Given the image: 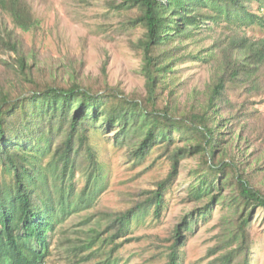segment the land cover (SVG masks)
Segmentation results:
<instances>
[{"label":"trees","instance_id":"obj_1","mask_svg":"<svg viewBox=\"0 0 264 264\" xmlns=\"http://www.w3.org/2000/svg\"><path fill=\"white\" fill-rule=\"evenodd\" d=\"M104 4L120 31H141L129 46L139 59L134 71L144 79L143 95L109 86L105 63L100 88L86 83L83 61L42 64L23 37L40 27L30 1L0 0V55L14 56L0 59V264H47L49 235L99 205L108 190L97 143L102 128L115 130L113 144L128 159L142 163L157 153L169 168L155 188L131 193L125 210H96L83 239L61 244L66 254L86 253L75 264H94L95 249L113 244L100 263L110 264L131 222L150 213L159 219L187 155L199 160L188 193L206 203L174 226L163 264L183 263L184 232L215 202L226 206V229L207 254L219 255L207 264H250L248 223L255 208L264 210V125L250 107L264 99V37L248 31H264V0ZM203 66L200 86L184 77L187 68Z\"/></svg>","mask_w":264,"mask_h":264},{"label":"rangeland","instance_id":"obj_2","mask_svg":"<svg viewBox=\"0 0 264 264\" xmlns=\"http://www.w3.org/2000/svg\"><path fill=\"white\" fill-rule=\"evenodd\" d=\"M35 19L40 22L38 35L24 34L28 46H33L42 64L62 66L70 59L84 62V77L100 88L101 68L103 63L107 71L109 86H119L125 93H145L144 79L134 70H138V56L129 46L141 35L138 30H119V19L105 6V0H29ZM250 35L255 38L264 37V31L258 28L250 29ZM214 37V35H212ZM81 40H84L83 44ZM13 55H0V59L7 60ZM44 66H41L42 69ZM4 67L0 64V70ZM208 67L187 68L185 78L192 76V81L200 86L207 77ZM44 72H49L44 71ZM2 75V71H0ZM7 78V77H6ZM46 78H49L46 74ZM94 78H97L95 80ZM67 76L64 80L66 82ZM29 93V92H28ZM185 94L180 101L183 102ZM259 111L260 126L264 125V99L256 105H251ZM258 124V125H259ZM115 130L99 129L97 143L103 152L108 190L101 197L99 205L93 209L81 212L62 223L60 227L49 235L51 256L47 264H75L85 257L86 253H65L67 248L62 243H78L90 228L96 210L123 211L129 205V196L139 194L142 190L155 188L154 182L162 179L168 170L166 160L158 159L157 153L146 158L142 163H136L127 158L124 150L113 144L112 135ZM179 145L182 142H178ZM133 161V162H132ZM197 155H187L181 162L179 175L173 186L166 194L167 207L161 217L156 219L152 213L139 217L131 222L129 230L120 240L123 246H118L116 252L109 256L110 264H163L165 261V247L169 244L172 229L177 225L184 213L199 209L206 200L196 202L188 193L191 173L198 166ZM79 187L83 185L79 178ZM227 191H222L225 197ZM220 194L214 191L212 195ZM196 224L190 231L184 232L183 263L207 264L215 259L219 253L207 256L214 249L218 240L226 229L223 219L227 213L223 202L213 203L209 212L198 211ZM248 229L252 235L249 263L264 264V210L255 208L251 212ZM123 239V240H122ZM113 244L104 248L97 247L94 264H100L106 255H110ZM70 251V250H69ZM81 255V256H80Z\"/></svg>","mask_w":264,"mask_h":264}]
</instances>
